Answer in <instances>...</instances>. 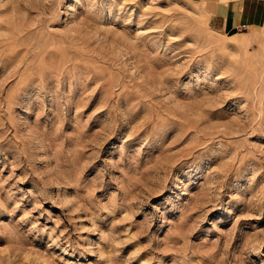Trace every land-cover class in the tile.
I'll return each mask as SVG.
<instances>
[{"label": "rangeland", "instance_id": "obj_1", "mask_svg": "<svg viewBox=\"0 0 264 264\" xmlns=\"http://www.w3.org/2000/svg\"><path fill=\"white\" fill-rule=\"evenodd\" d=\"M191 0H0V264H264V30Z\"/></svg>", "mask_w": 264, "mask_h": 264}, {"label": "crops", "instance_id": "obj_2", "mask_svg": "<svg viewBox=\"0 0 264 264\" xmlns=\"http://www.w3.org/2000/svg\"><path fill=\"white\" fill-rule=\"evenodd\" d=\"M210 15L212 25L224 33L264 30V0H191Z\"/></svg>", "mask_w": 264, "mask_h": 264}, {"label": "built area", "instance_id": "obj_3", "mask_svg": "<svg viewBox=\"0 0 264 264\" xmlns=\"http://www.w3.org/2000/svg\"><path fill=\"white\" fill-rule=\"evenodd\" d=\"M242 30H246V26H243Z\"/></svg>", "mask_w": 264, "mask_h": 264}]
</instances>
